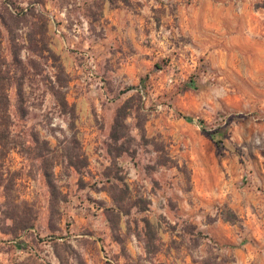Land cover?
<instances>
[{"label":"rangeland","instance_id":"rangeland-1","mask_svg":"<svg viewBox=\"0 0 264 264\" xmlns=\"http://www.w3.org/2000/svg\"><path fill=\"white\" fill-rule=\"evenodd\" d=\"M43 1L75 118L39 86L13 117L0 264H264V0Z\"/></svg>","mask_w":264,"mask_h":264},{"label":"trees","instance_id":"trees-1","mask_svg":"<svg viewBox=\"0 0 264 264\" xmlns=\"http://www.w3.org/2000/svg\"><path fill=\"white\" fill-rule=\"evenodd\" d=\"M92 3L97 5L100 11L102 0H92ZM48 21L49 16L43 0H0V146L9 144L6 134L9 127L14 124L13 117L24 118L31 112V109L38 107L36 102L40 103V100L30 97L27 91L34 88L40 87L41 91L51 96L54 103L52 108L66 116L69 128H73L74 104L66 99V75L59 57L48 46ZM4 39L10 53L8 62H5L1 53ZM22 50L28 53L24 59L21 56ZM48 59H50V63L47 65L52 71L47 79L46 77L40 78L42 64H45ZM11 88L14 89L13 101L9 96ZM117 112L112 128L120 123ZM184 118L196 122L206 136L213 137L214 133L203 127L201 119ZM111 135L112 139L117 138L113 133ZM30 139L35 144L37 133H30ZM66 140H68L71 150H64L63 159L67 166L73 167L78 172L79 168L85 164V158L82 152L72 151L79 148L74 133ZM38 157V154L35 155V158ZM53 167L54 162L51 157L41 158L40 172L44 176L50 192L53 190ZM145 224H148L146 219Z\"/></svg>","mask_w":264,"mask_h":264},{"label":"crops","instance_id":"crops-1","mask_svg":"<svg viewBox=\"0 0 264 264\" xmlns=\"http://www.w3.org/2000/svg\"><path fill=\"white\" fill-rule=\"evenodd\" d=\"M181 8V7H180ZM179 8V9H180ZM182 10H184V14L183 13H181L180 14V21H181V25L183 26V25H185L187 22H190L191 20H193V13H190L189 15L186 13L187 12V9L188 10H193V7L192 6H190V7H188L187 9H183V8H181ZM184 23V24H183ZM184 30H186L185 29V27H184Z\"/></svg>","mask_w":264,"mask_h":264}]
</instances>
